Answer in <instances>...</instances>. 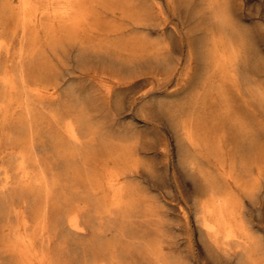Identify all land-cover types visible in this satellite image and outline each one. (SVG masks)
Here are the masks:
<instances>
[{
	"label": "rangeland",
	"instance_id": "obj_1",
	"mask_svg": "<svg viewBox=\"0 0 264 264\" xmlns=\"http://www.w3.org/2000/svg\"><path fill=\"white\" fill-rule=\"evenodd\" d=\"M3 71L0 118L21 72L59 95L50 108L87 111L107 137L92 146L91 181L108 199L119 174L177 258L237 263L207 232L213 191L264 245V0H0Z\"/></svg>",
	"mask_w": 264,
	"mask_h": 264
},
{
	"label": "bare ground",
	"instance_id": "obj_2",
	"mask_svg": "<svg viewBox=\"0 0 264 264\" xmlns=\"http://www.w3.org/2000/svg\"><path fill=\"white\" fill-rule=\"evenodd\" d=\"M218 20L225 25V13ZM0 73L6 80V71ZM19 78L2 95L0 215L6 227L0 228V264H186L168 250L167 240L145 230L157 212L152 204L141 205L119 174L109 179L114 192L108 199L104 181H91L92 146L106 144L107 137L87 111L73 103L50 108L59 101L56 92L31 88L23 72ZM68 93L76 96L73 88ZM213 198L219 211H207L204 222L222 255L236 264H264V245L233 227L227 198L216 191Z\"/></svg>",
	"mask_w": 264,
	"mask_h": 264
}]
</instances>
